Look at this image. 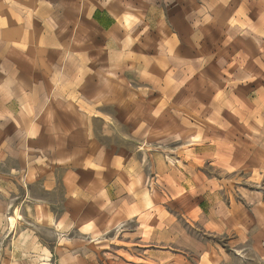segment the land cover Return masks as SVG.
<instances>
[{
  "label": "rangeland",
  "instance_id": "rangeland-1",
  "mask_svg": "<svg viewBox=\"0 0 264 264\" xmlns=\"http://www.w3.org/2000/svg\"><path fill=\"white\" fill-rule=\"evenodd\" d=\"M198 2L191 0L193 9ZM157 6L169 11L172 2ZM129 26L130 53L116 58L113 75L105 74L103 94L118 98L107 109L112 117L92 122L104 157H120L111 190L118 200L90 202L92 216L82 218H53L51 208L56 216L70 213L65 204L43 205L44 219L28 215L21 229L29 230L30 246L45 247V264H200L206 256L213 264H248L253 254L239 247L240 224L223 227L212 219L250 215L264 201V167L253 163L252 143L245 140L255 122L264 121L262 46L251 59L250 35L234 30L213 42L220 44L218 56L177 61L185 52L181 43L171 52L175 57L164 53L169 28L153 36L150 27ZM160 47L161 54L153 53ZM28 185L30 195L39 193ZM13 227L14 216L0 221L1 247L11 244Z\"/></svg>",
  "mask_w": 264,
  "mask_h": 264
},
{
  "label": "crops",
  "instance_id": "crops-1",
  "mask_svg": "<svg viewBox=\"0 0 264 264\" xmlns=\"http://www.w3.org/2000/svg\"><path fill=\"white\" fill-rule=\"evenodd\" d=\"M162 1L172 8L161 11L159 0H0V221H16L7 232L11 244L0 246V264H45V247L30 246L29 230L20 225L28 215L44 219L43 205L65 204L70 213L56 216L51 208L53 218H82L92 216L90 202L118 200L111 190L120 157H104L92 122L112 117L107 109L118 101L110 91L103 94L105 74L113 75L116 58L130 53L129 23L150 27L153 36L169 28L171 46L164 53L175 57L171 52L181 43L185 52L177 61L218 56L220 44L213 42L234 30L250 35L251 59L260 55L258 46L264 53V0H199L197 9L191 0ZM154 52L161 54V47ZM247 134L253 163L263 169L264 121ZM28 183L39 193L30 195ZM43 192L61 198L45 200ZM263 202L250 215L212 219L223 227L240 224L239 247L252 249L248 264H264ZM208 258L199 263L213 264Z\"/></svg>",
  "mask_w": 264,
  "mask_h": 264
}]
</instances>
